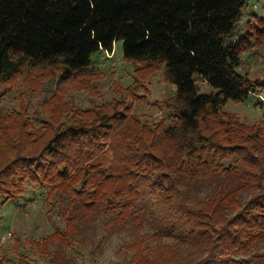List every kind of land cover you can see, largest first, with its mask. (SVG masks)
Here are the masks:
<instances>
[{
    "label": "trees",
    "instance_id": "trees-1",
    "mask_svg": "<svg viewBox=\"0 0 264 264\" xmlns=\"http://www.w3.org/2000/svg\"><path fill=\"white\" fill-rule=\"evenodd\" d=\"M242 6V0H0V85L24 69L47 67L68 80L85 73L92 52L111 51L121 38L124 58L146 68L162 64L174 86L164 104L170 122H142L120 101L90 117L72 111L53 121L41 143L15 144L11 154L0 149V195L19 197L31 182L57 202L64 227L55 226L44 245L72 243L103 216L105 236L129 234V264H264V140L258 128L239 133L234 121H226L230 130L216 123L228 99L264 84L238 71L247 37L224 42ZM196 75L215 89L199 92ZM6 117L0 113V123L11 128ZM161 238L173 240L172 247L150 242ZM176 245L196 249L183 260L161 256ZM38 249L65 263L60 251Z\"/></svg>",
    "mask_w": 264,
    "mask_h": 264
},
{
    "label": "rangeland",
    "instance_id": "rangeland-1",
    "mask_svg": "<svg viewBox=\"0 0 264 264\" xmlns=\"http://www.w3.org/2000/svg\"><path fill=\"white\" fill-rule=\"evenodd\" d=\"M242 1L241 12L225 35L224 42L247 37L246 47L240 53L238 71L245 73L253 82L264 83V22L260 20L264 17V0ZM122 42L118 38L111 51L101 49L92 52L91 63L85 73L68 80L60 81L59 70L47 67L24 69L2 83L0 113L9 116L6 120L11 128L3 121L0 123V149L5 148V153L11 154L15 151V144L26 146L33 140L34 144L41 143L40 138L55 127L53 121L65 119L72 111L86 113L90 117L100 110V106L109 109L120 101L127 104L131 113L142 122H170L172 116L164 104L172 97L174 86L165 78L163 65L146 68L140 61L124 58ZM133 74L142 79L137 81ZM196 83L199 92L215 89L198 75ZM254 88L243 99H228L221 109L222 120L216 123H224L223 127L230 130L231 125H227L226 121H234L232 126L239 133L258 128L263 141L264 84H254ZM22 120L26 121L25 124ZM10 134L12 137L7 139V143L5 141ZM108 156L110 154L105 153V157ZM101 158L98 156L92 161ZM25 185L24 193L13 200L7 199V195H0V264H55L50 260L51 253L43 254L38 246L52 249L51 244L56 242L44 245L46 237L52 234L55 226L64 227L57 202L46 195L47 187L31 182ZM201 188L200 195L206 196L209 188ZM102 223L103 216H100L85 224V231L75 236L72 243L62 242L65 246L59 243L54 250L62 253L64 264L130 263L134 249L126 245L131 241L129 234L122 231L105 236ZM150 242L154 246L160 243L172 247L173 240L161 238L150 239ZM195 249L183 245L172 250L165 248L160 250V254L164 258L178 257V260H183V255H192ZM170 263L175 264L173 260Z\"/></svg>",
    "mask_w": 264,
    "mask_h": 264
}]
</instances>
